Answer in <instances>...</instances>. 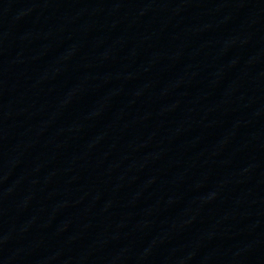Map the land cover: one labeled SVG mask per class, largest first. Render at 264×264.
Segmentation results:
<instances>
[{
  "label": "water",
  "instance_id": "95a60500",
  "mask_svg": "<svg viewBox=\"0 0 264 264\" xmlns=\"http://www.w3.org/2000/svg\"><path fill=\"white\" fill-rule=\"evenodd\" d=\"M0 264H264V0H0Z\"/></svg>",
  "mask_w": 264,
  "mask_h": 264
}]
</instances>
